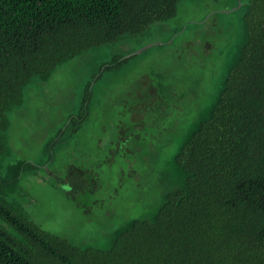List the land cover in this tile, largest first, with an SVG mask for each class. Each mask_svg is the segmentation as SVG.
Here are the masks:
<instances>
[{
  "label": "trees",
  "instance_id": "16d2710c",
  "mask_svg": "<svg viewBox=\"0 0 264 264\" xmlns=\"http://www.w3.org/2000/svg\"><path fill=\"white\" fill-rule=\"evenodd\" d=\"M180 1L0 0V264H264V0L241 4L246 41L238 46L209 116L176 154L175 172L151 220H132L119 229L110 249L100 250L44 230L9 199L32 166L6 163L5 134L29 85L48 81L76 57L173 18ZM158 85L149 77L135 84L125 102L131 117L125 129L111 126L110 138L138 141L188 99ZM87 101L80 121L90 115ZM113 104L107 107L115 120ZM154 109L161 113L151 118L158 123L142 122L140 112L149 111L150 117ZM73 171L72 191L97 188L95 173L83 177Z\"/></svg>",
  "mask_w": 264,
  "mask_h": 264
},
{
  "label": "rangeland",
  "instance_id": "374dc122",
  "mask_svg": "<svg viewBox=\"0 0 264 264\" xmlns=\"http://www.w3.org/2000/svg\"><path fill=\"white\" fill-rule=\"evenodd\" d=\"M245 1L181 0L173 18L60 65L46 82L34 80L5 134L10 151L6 163L32 165L10 193V202L44 230L100 250L110 249L119 229L132 220H151L175 172L176 154L209 116L246 41L238 8ZM104 66L112 69L96 80ZM148 77L154 87L160 81L175 89L174 97L188 99L138 141L110 138L111 126L125 129L131 117L125 108L128 94ZM84 98L90 115L80 121L86 113ZM113 102L115 120L107 107ZM154 110L150 117L149 111L140 112L141 121L158 123L151 118L161 113ZM71 170L83 177L95 173L97 188L72 191Z\"/></svg>",
  "mask_w": 264,
  "mask_h": 264
},
{
  "label": "water",
  "instance_id": "95a60500",
  "mask_svg": "<svg viewBox=\"0 0 264 264\" xmlns=\"http://www.w3.org/2000/svg\"><path fill=\"white\" fill-rule=\"evenodd\" d=\"M239 1H240V0H239ZM240 7H241V4H239L238 8H240ZM147 48H149V46H148V47H145V48H143V49H140L139 51H137V52L133 53V54H132V55H130V56L137 55V54H139V53L143 52L144 50H146Z\"/></svg>",
  "mask_w": 264,
  "mask_h": 264
}]
</instances>
